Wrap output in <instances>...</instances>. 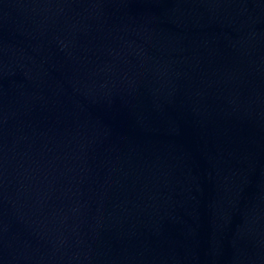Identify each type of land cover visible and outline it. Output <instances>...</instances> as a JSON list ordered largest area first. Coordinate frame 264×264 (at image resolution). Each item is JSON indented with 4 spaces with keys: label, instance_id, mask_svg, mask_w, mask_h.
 I'll list each match as a JSON object with an SVG mask.
<instances>
[{
    "label": "water",
    "instance_id": "water-1",
    "mask_svg": "<svg viewBox=\"0 0 264 264\" xmlns=\"http://www.w3.org/2000/svg\"><path fill=\"white\" fill-rule=\"evenodd\" d=\"M0 264H264V0H0Z\"/></svg>",
    "mask_w": 264,
    "mask_h": 264
}]
</instances>
